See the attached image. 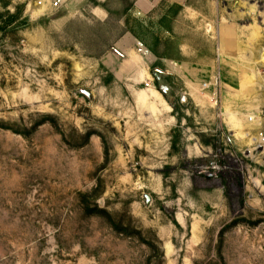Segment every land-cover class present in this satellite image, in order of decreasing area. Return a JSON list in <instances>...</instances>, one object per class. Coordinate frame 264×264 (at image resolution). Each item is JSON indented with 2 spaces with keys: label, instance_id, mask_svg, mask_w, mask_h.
<instances>
[{
  "label": "rangeland",
  "instance_id": "374dc122",
  "mask_svg": "<svg viewBox=\"0 0 264 264\" xmlns=\"http://www.w3.org/2000/svg\"><path fill=\"white\" fill-rule=\"evenodd\" d=\"M141 1L0 0V264H264V0Z\"/></svg>",
  "mask_w": 264,
  "mask_h": 264
},
{
  "label": "crops",
  "instance_id": "0c3cea01",
  "mask_svg": "<svg viewBox=\"0 0 264 264\" xmlns=\"http://www.w3.org/2000/svg\"><path fill=\"white\" fill-rule=\"evenodd\" d=\"M146 1L147 0L141 1V6H148V8H151V5L149 4L150 2L146 3ZM173 60L174 59H168V61H170V66L168 65L169 69L166 71L167 73L173 74L180 78L187 85V88L188 86L193 85V83H196L198 81V67H193L192 64L182 59H175L174 61Z\"/></svg>",
  "mask_w": 264,
  "mask_h": 264
},
{
  "label": "built area",
  "instance_id": "2783aa9c",
  "mask_svg": "<svg viewBox=\"0 0 264 264\" xmlns=\"http://www.w3.org/2000/svg\"><path fill=\"white\" fill-rule=\"evenodd\" d=\"M217 85H218V82L215 81V82H211V83L204 84V87L205 88L212 87L213 88V92H212L213 96H217V94H218Z\"/></svg>",
  "mask_w": 264,
  "mask_h": 264
},
{
  "label": "trees",
  "instance_id": "16d2710c",
  "mask_svg": "<svg viewBox=\"0 0 264 264\" xmlns=\"http://www.w3.org/2000/svg\"><path fill=\"white\" fill-rule=\"evenodd\" d=\"M6 6V4H3ZM18 12L16 14L11 15L10 17V22H13L14 20H16L18 18V14L21 12V7H19V9L17 10Z\"/></svg>",
  "mask_w": 264,
  "mask_h": 264
}]
</instances>
